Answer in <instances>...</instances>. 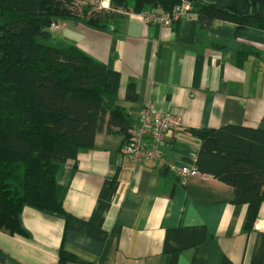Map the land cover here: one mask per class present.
<instances>
[{"label":"crops","instance_id":"obj_1","mask_svg":"<svg viewBox=\"0 0 264 264\" xmlns=\"http://www.w3.org/2000/svg\"><path fill=\"white\" fill-rule=\"evenodd\" d=\"M192 20L193 43L185 44L181 26ZM58 24L57 39L119 73L118 104L131 129L150 104L179 115L182 128L165 134L163 167L133 163L123 135L98 134L91 149L59 165L65 214L24 206L23 235L0 230V264H60L62 251L71 257L63 264H264V204L247 229L248 205L233 201L231 186L202 172L183 183L169 168L196 166L197 131H264V30L224 20L203 29L194 10L172 27L126 16ZM131 82L136 101L126 98Z\"/></svg>","mask_w":264,"mask_h":264},{"label":"trees","instance_id":"obj_2","mask_svg":"<svg viewBox=\"0 0 264 264\" xmlns=\"http://www.w3.org/2000/svg\"><path fill=\"white\" fill-rule=\"evenodd\" d=\"M180 1L112 0V8L172 10ZM79 5L76 0H0V230L10 234L23 235L19 218L26 205L65 214L56 179L61 163L91 149L98 134L130 139V115L118 104L119 73L51 30L60 20L83 18ZM194 12L203 29L224 20L264 30V17L257 14L195 3ZM119 18L103 9L86 19L96 25ZM126 98L137 100L134 82ZM196 135L201 139L196 167L233 188V201L248 205L246 228L251 229L264 204V131L229 125ZM69 259L62 251L60 264Z\"/></svg>","mask_w":264,"mask_h":264},{"label":"built area","instance_id":"obj_3","mask_svg":"<svg viewBox=\"0 0 264 264\" xmlns=\"http://www.w3.org/2000/svg\"><path fill=\"white\" fill-rule=\"evenodd\" d=\"M99 10H109L119 16L137 17L145 25L158 27H172L177 23L188 19L194 9V3L181 0L172 10H166L159 6L142 11L133 8L113 9L112 0H99ZM57 25H52L51 30H56ZM182 128V119L172 112L161 113L154 104H150L141 113L138 124L130 130V139L126 143L123 152L135 164L158 161L166 166L159 148L165 143V134L170 130ZM173 173L178 175L183 183L190 176H200L202 173L194 165H171Z\"/></svg>","mask_w":264,"mask_h":264},{"label":"water","instance_id":"obj_4","mask_svg":"<svg viewBox=\"0 0 264 264\" xmlns=\"http://www.w3.org/2000/svg\"><path fill=\"white\" fill-rule=\"evenodd\" d=\"M200 6L223 9L231 13L245 15L249 13L264 17V0H188ZM197 22L185 21L181 26V42L193 43Z\"/></svg>","mask_w":264,"mask_h":264},{"label":"rangeland","instance_id":"obj_5","mask_svg":"<svg viewBox=\"0 0 264 264\" xmlns=\"http://www.w3.org/2000/svg\"><path fill=\"white\" fill-rule=\"evenodd\" d=\"M76 3L81 4V5H79L80 7L78 9V13L80 14L81 17H83L81 19L85 20L86 22L88 20H92L95 13H98L100 11L99 10V7H100L99 6V0H76ZM57 27H59V24L57 25ZM52 31H55V30H52ZM56 36H58V35H56ZM59 36H60V34H59Z\"/></svg>","mask_w":264,"mask_h":264}]
</instances>
